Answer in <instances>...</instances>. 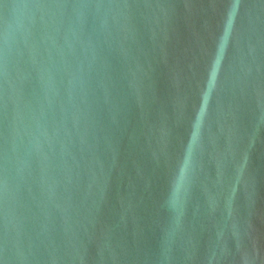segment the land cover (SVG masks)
Here are the masks:
<instances>
[{"label": "water", "instance_id": "95a60500", "mask_svg": "<svg viewBox=\"0 0 264 264\" xmlns=\"http://www.w3.org/2000/svg\"><path fill=\"white\" fill-rule=\"evenodd\" d=\"M0 264H264V0H0Z\"/></svg>", "mask_w": 264, "mask_h": 264}]
</instances>
